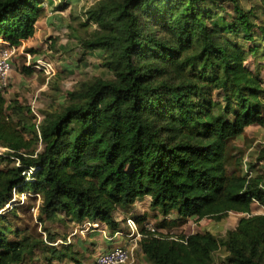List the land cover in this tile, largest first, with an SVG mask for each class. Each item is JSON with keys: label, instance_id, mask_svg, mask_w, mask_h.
<instances>
[{"label": "trees", "instance_id": "1", "mask_svg": "<svg viewBox=\"0 0 264 264\" xmlns=\"http://www.w3.org/2000/svg\"><path fill=\"white\" fill-rule=\"evenodd\" d=\"M226 1L231 14L222 11ZM42 2L0 0V40L18 45L32 37ZM261 14L264 0L248 9L240 0H97L86 10L96 28L79 44L97 49L110 77L80 83L60 109L44 113L33 125L41 150L9 154L0 210L13 191L28 189L41 198V221L61 214L111 231L119 227L115 211L143 197L175 220L239 213L223 236L157 234L143 214L133 218L139 250L149 264H264V213L251 212L254 202L264 209V171L252 163L242 171V157L229 148L246 127L264 130V82L245 65L249 54L264 55ZM15 103L0 88V122L8 108L23 113ZM253 155L264 163V142ZM34 250L46 251L42 238L11 241L0 227V264H21ZM56 251L50 257H67Z\"/></svg>", "mask_w": 264, "mask_h": 264}, {"label": "rangeland", "instance_id": "2", "mask_svg": "<svg viewBox=\"0 0 264 264\" xmlns=\"http://www.w3.org/2000/svg\"><path fill=\"white\" fill-rule=\"evenodd\" d=\"M42 1V14L35 23L34 35L19 43L20 50L31 55L29 64H26V57L19 52L14 58L7 81L1 86L8 105L16 102V106H22L23 113L17 115L8 108L0 122V156L4 158L0 160V169L12 166L13 163L8 161L12 152L18 151L29 155L41 150L42 142L35 136L36 128L34 129L33 125H37V118L43 116L46 111L60 109L66 103L67 91L77 88L82 82L91 81L96 76L110 77L109 72L101 66L97 49H82L79 44L81 36H88L89 32L96 28L94 21L87 18L86 10L97 0ZM240 2L244 9H248L258 0H240ZM221 4L224 7L222 11L232 13L231 1ZM222 11L217 12L222 14ZM263 20L264 15L261 14L256 22L260 25ZM254 30L259 33L256 28ZM36 59L50 62L54 73L46 75L37 68L30 67V64L36 63ZM245 65L252 72L258 71L264 82V55L249 54ZM22 67L31 68L33 72L25 74ZM216 97L214 95V98ZM217 99L221 100V98ZM262 142H264V130L258 125L246 127L242 135L231 140L230 153L233 158L242 157V171H245L250 163L255 166L256 171H264V163L256 161L253 155ZM11 158L14 159L12 156ZM29 172L30 170L27 174ZM40 204V196L32 191L17 190L13 191L10 200L0 210V227L6 228L9 240L33 237L42 238L45 242L46 251L34 250L21 264H77L69 258L70 255L81 264H93L97 256V239H91L88 234L94 229L97 230L95 222L86 221L78 224L69 221L61 214L54 220L44 222L38 214ZM251 212L264 213V209L254 202ZM143 214L145 216L143 224L146 229L164 235L210 231L216 236H223L227 230L237 225L238 219L242 216L231 212L220 221L195 218L175 220L177 219L175 214L164 217L151 210L150 197L138 199L128 211L117 209L114 213L119 223L117 230L123 234L133 232L132 239L136 238L134 241H137L130 264H149L139 250L141 237H136V231L138 233L139 231L135 223V229H131L133 226L131 222L128 224V220ZM171 220L177 223L169 227ZM87 223H91L92 226ZM100 226L112 232L104 224ZM50 237H54V240H50ZM119 240L121 242L123 239ZM52 248L58 250L56 254L60 252L67 257L63 260L50 257ZM213 256L216 261L222 260L223 249L220 248Z\"/></svg>", "mask_w": 264, "mask_h": 264}, {"label": "built area", "instance_id": "3", "mask_svg": "<svg viewBox=\"0 0 264 264\" xmlns=\"http://www.w3.org/2000/svg\"><path fill=\"white\" fill-rule=\"evenodd\" d=\"M19 52L26 57V64L28 65L31 57L29 52L23 53V50H20L19 44L13 45L0 40V88L7 81L10 75L12 64L14 63V58L16 55H19ZM30 67H35L46 75H51L54 73L52 64L42 59H36V63L30 64ZM41 118L42 116L37 118V124ZM129 222H131L133 225L132 227H134H131V229H135L134 220H128V224ZM132 235L133 232L127 235V237L132 239ZM137 236L142 237L141 234L136 231V237ZM130 240L128 243L122 246L111 247L97 254L93 264H130L133 257V249L135 245H137V241ZM133 242L136 243L133 244Z\"/></svg>", "mask_w": 264, "mask_h": 264}, {"label": "crops", "instance_id": "4", "mask_svg": "<svg viewBox=\"0 0 264 264\" xmlns=\"http://www.w3.org/2000/svg\"><path fill=\"white\" fill-rule=\"evenodd\" d=\"M30 38H32V37H30ZM258 74H259V72H258ZM87 224H89L90 227L92 226L91 223H87ZM100 224H101L100 222L95 221L94 225H97V230L94 229V230H92V232H89V234H88L89 237H92L91 239H97V254H99V253H101V252H103V251H105L111 247L122 246V245L128 243L129 240L131 239V238L127 237V235H129V234H123L122 232H120L118 230H115L112 232L106 231V230H104V228L102 226H100ZM119 239H123V240L120 242ZM131 240H136V238L131 239Z\"/></svg>", "mask_w": 264, "mask_h": 264}]
</instances>
